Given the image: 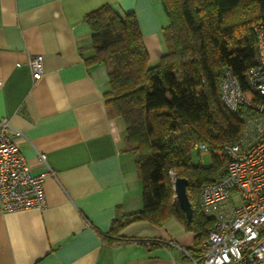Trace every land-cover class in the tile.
Returning a JSON list of instances; mask_svg holds the SVG:
<instances>
[{"label":"crops","instance_id":"obj_1","mask_svg":"<svg viewBox=\"0 0 264 264\" xmlns=\"http://www.w3.org/2000/svg\"><path fill=\"white\" fill-rule=\"evenodd\" d=\"M105 3L136 14L155 65L166 49L159 0H0V119L18 131L33 171L43 169L38 153L53 171L42 209L0 213V264H191L181 248L190 252L195 237L180 221L129 219L142 208L137 155L106 111L108 64L84 59L92 48L83 16ZM34 54L44 69L35 81ZM115 218L129 221L107 242Z\"/></svg>","mask_w":264,"mask_h":264},{"label":"trees","instance_id":"obj_2","mask_svg":"<svg viewBox=\"0 0 264 264\" xmlns=\"http://www.w3.org/2000/svg\"><path fill=\"white\" fill-rule=\"evenodd\" d=\"M159 1L168 24L162 28L166 49L155 65L149 63L136 14H120L107 3L83 16L92 48L84 59L108 64L106 111L122 120L124 149L137 155L142 208L129 219L159 225L174 217L193 232L198 242L190 253L199 259L206 229L213 224L200 210V188L223 174L224 168L218 169L224 162L212 156L209 166L194 164L192 147L203 142L212 152L234 142L251 114L245 106L228 112L219 82L229 68L245 85V71L255 61L253 27L264 23V0ZM171 177L188 181L189 219L174 199ZM128 221L115 218L105 240L111 242Z\"/></svg>","mask_w":264,"mask_h":264},{"label":"built area","instance_id":"obj_3","mask_svg":"<svg viewBox=\"0 0 264 264\" xmlns=\"http://www.w3.org/2000/svg\"><path fill=\"white\" fill-rule=\"evenodd\" d=\"M253 32L255 61L245 71V85L229 68L219 82L220 99L228 112L241 106L251 111L239 137L212 152L203 142L192 147L200 159L210 154L223 161L224 172L200 188V210L213 224L206 229L199 259L181 248L191 264H264V23L255 24ZM28 66L33 81L43 76L41 54L31 55ZM15 134L19 133L8 119H0V213L42 209L44 180L53 173L43 153H38L43 169L30 168Z\"/></svg>","mask_w":264,"mask_h":264},{"label":"water","instance_id":"obj_4","mask_svg":"<svg viewBox=\"0 0 264 264\" xmlns=\"http://www.w3.org/2000/svg\"><path fill=\"white\" fill-rule=\"evenodd\" d=\"M173 193L174 199L177 201L181 210L185 213V216L189 219L192 216L193 208L187 193V179L184 177L173 178Z\"/></svg>","mask_w":264,"mask_h":264},{"label":"rangeland","instance_id":"obj_5","mask_svg":"<svg viewBox=\"0 0 264 264\" xmlns=\"http://www.w3.org/2000/svg\"><path fill=\"white\" fill-rule=\"evenodd\" d=\"M158 10L161 11V14H163V15L166 17V20H167L166 24H168V18H167V16H166V14H165V12H164V10H163L161 4H160ZM191 159H192V162H193L194 164H200V165L205 166V167L211 165V163H212V157H211L210 154H204V155H202V157H201V159H200V158H199V154H198V152H197L196 150H192V151H191ZM217 159H218V158H217ZM218 160L221 161L220 159H218ZM223 166H224V165H223ZM222 168H224V167H222V164H221V165L219 166V169H218V170L221 171ZM171 178H172V180H173V177H171Z\"/></svg>","mask_w":264,"mask_h":264}]
</instances>
